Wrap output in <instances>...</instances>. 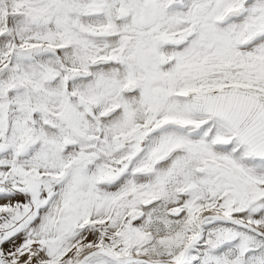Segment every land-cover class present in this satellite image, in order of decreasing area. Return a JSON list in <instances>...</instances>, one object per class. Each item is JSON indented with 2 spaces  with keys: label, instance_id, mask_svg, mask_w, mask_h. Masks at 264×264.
<instances>
[{
  "label": "snow or ice",
  "instance_id": "obj_1",
  "mask_svg": "<svg viewBox=\"0 0 264 264\" xmlns=\"http://www.w3.org/2000/svg\"><path fill=\"white\" fill-rule=\"evenodd\" d=\"M0 264H264V0H0Z\"/></svg>",
  "mask_w": 264,
  "mask_h": 264
}]
</instances>
